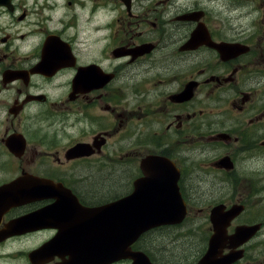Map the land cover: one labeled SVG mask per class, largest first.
<instances>
[{
  "label": "flooded vegetation",
  "instance_id": "1",
  "mask_svg": "<svg viewBox=\"0 0 264 264\" xmlns=\"http://www.w3.org/2000/svg\"><path fill=\"white\" fill-rule=\"evenodd\" d=\"M19 1L12 0L7 5L6 0H0V18L13 15ZM148 1L101 0L91 4V13L98 9L106 22L117 25L115 33L102 41L90 40L86 26L83 42L53 41L48 54L57 56L58 61L46 65L44 74H30L39 60L34 57L38 54V44L30 55L16 52L26 44L24 41L17 44L11 57L0 50V112L15 113L6 118L9 128L2 131L0 142L8 148L5 140L13 135L17 114L32 109L30 125L40 128L44 125L46 130L38 136L40 144L29 147L27 153L35 160L56 161L64 176V167L100 154L104 150L102 145L110 139L115 140V145L117 134L131 132L134 122L142 124L172 116L168 128L187 129L194 127L200 116L215 113L217 117L210 118L199 138L222 150L211 163L213 169L226 177L213 182L221 200L217 203L243 207L239 217L233 216L226 235L241 225L258 224L251 220L249 207L252 201L262 204L264 200L259 197L264 188L261 173L264 170V0ZM106 7H110L109 13ZM242 8L245 11L241 14ZM38 34L39 38L43 35ZM30 37L22 35L20 40ZM1 41L7 39L2 37ZM42 56L41 52L43 59ZM5 58L9 61L3 66ZM133 102L136 104L130 106ZM95 123L100 125L84 137L82 130ZM78 129L80 138L67 137L63 144L57 140L58 135L69 136ZM161 144L162 141L146 145L162 148ZM76 145L87 146L71 151ZM88 152L93 153L89 158L77 157ZM173 161L180 173V193L192 210L198 203L192 190L186 188L185 180L191 176L202 178L193 175L194 170L188 171L182 159ZM111 164L115 165L112 160ZM43 173L44 177L59 181L53 177L58 172L47 168ZM153 173L162 179L160 168L155 167ZM91 175V171L87 172L85 180ZM226 185L233 188L231 195L222 194L221 188ZM258 225L257 236H260L264 224ZM167 227L158 225V228ZM213 231L216 237L218 228ZM202 245L205 251L209 243L205 241ZM7 246L6 258L13 255L12 244ZM230 247L217 252L228 255L239 251L236 246ZM66 249L38 259H30V253L25 251L15 254L19 256L16 260L26 258L28 264H74L69 261ZM245 255L246 252L242 259ZM198 263V260L194 262Z\"/></svg>",
  "mask_w": 264,
  "mask_h": 264
},
{
  "label": "rangeland",
  "instance_id": "2",
  "mask_svg": "<svg viewBox=\"0 0 264 264\" xmlns=\"http://www.w3.org/2000/svg\"><path fill=\"white\" fill-rule=\"evenodd\" d=\"M68 1H72L74 5L69 7ZM80 1L62 0L59 9H52L58 0H20L18 2L19 7L16 8V12L13 15L0 18V50L3 49L4 55L13 56L16 46H19L17 45L19 44L18 38L22 33L40 30L44 32L47 17L50 16L53 19L58 17L55 16V11L59 12V17L65 22L67 30L64 24L59 25L56 22L52 25L50 31L61 33L63 38H69L73 43H80L81 39L86 37L84 32L86 26L88 31H90V40L98 39V41H102L103 38L108 39L115 33L117 25L112 24L113 21L106 22L104 17L100 16V10L97 9L91 13V4L94 5L101 2V0H82L81 4ZM109 9L110 7H106L107 13H109ZM244 11L245 9L242 8L239 13L242 14ZM27 13L26 17L21 18V20L18 19V17ZM2 37H5L7 41H1ZM38 43L39 40L29 46H19L16 52L19 55L31 53L37 48ZM8 61L9 59L5 58L4 65H7ZM133 104H136V102L131 103L130 106ZM4 117V113L0 112V124H7ZM211 117H217V114L200 116V118L196 119L195 126L187 129L185 126L177 129L174 126L168 128L167 123L174 119L172 116L157 118V121H147V123L142 124L134 122L131 132H119L117 134L115 145H113V139L106 141L102 145L104 150L99 155L89 158L85 162H77L73 166L64 167V170H62L66 174L64 173V176H60V178H64L69 182L74 179H84L82 182H75L74 184L75 191L81 196L82 200L92 204L108 203L118 197L130 194L133 179L139 173L137 168L140 166L141 160L145 158L143 156L148 153H155V150L149 148L146 144L158 143L159 141L165 142L163 145L164 148H167L161 149L160 153L170 154L176 159H182L184 161L183 166L188 171L192 169L194 170L193 175H198L202 178L200 180L194 179L192 176L190 177L191 179L185 178L186 188L192 190L193 198L198 203L195 207L201 208V210L192 212L187 220L175 227L158 228V230L148 232L147 235L141 238L138 249L150 253L157 261V264H167V262L169 264H194L205 249L201 243L203 238L200 234L205 237L211 233V224L209 223L211 212L207 211V205H210L212 201L201 200L208 197L214 199L216 196V198H219L213 188V182L216 178H226L218 169H213L211 166L213 160L222 150L212 147L205 140L199 138L200 133L207 128ZM119 122L120 118L118 117L116 118V123L119 125ZM98 125L100 124L95 123L91 127L84 128L82 130L83 136L87 137L86 135L96 130ZM0 130L2 133V128ZM67 137L68 139L80 138L79 129L69 136L60 137L58 135L57 140L61 144L64 139H66L64 142L67 141ZM6 152L5 147L0 142V184L9 178L7 171H12L16 175L21 166L25 172L27 170L30 171V168L34 172L41 163L40 159L33 162L28 161L29 153L25 154L23 157L24 162L21 163L20 159L18 161L16 157H11ZM111 160L115 165L111 164ZM64 164L66 165V163ZM44 165L60 173L58 164L54 161L49 160ZM132 167L133 170L131 171L130 168ZM90 171L92 172L91 178L85 180L87 172ZM261 173L264 175V170ZM194 185L198 186L194 187ZM221 190L222 194L231 195L233 188L226 185ZM92 193H95V195ZM259 197L264 199V188L261 189ZM249 210L252 211L251 220L263 225L264 200L262 204L252 201ZM192 211H195L194 205ZM28 212V207L22 208L23 214ZM21 217L19 216V218ZM32 237H42V235ZM25 240L28 241L29 237ZM28 246L29 244L26 242H19V244L12 245V251L27 250ZM243 247L246 250V255L239 264H264V232L260 236L252 238ZM12 254L13 256L8 255V258H6V255L5 258L0 256V260L3 261L0 264H19L20 261H22V264H28L26 258L15 262V258L19 256L15 255V253ZM122 264L127 263L122 262Z\"/></svg>",
  "mask_w": 264,
  "mask_h": 264
},
{
  "label": "water",
  "instance_id": "3",
  "mask_svg": "<svg viewBox=\"0 0 264 264\" xmlns=\"http://www.w3.org/2000/svg\"><path fill=\"white\" fill-rule=\"evenodd\" d=\"M144 173H146V172L144 171ZM173 176H174V174H172L171 177L169 178L170 180L168 181V183H169V187L170 188L167 189V191H170V193L172 195L176 193V191H175V181L173 179ZM52 191H50V192H52ZM155 195H156V193H154L152 195V203H153V205H151V206L145 205V207H138V205L135 204V203H133V200H131L130 201V204L132 205V216H137L138 213L141 210L151 209L153 207H154L155 210L158 209V211L156 212V214H159L160 212H163L164 211L163 208L165 206L167 208L168 207H171V208L174 207V204L172 202H170L169 200H167L166 198L163 201V205H162L163 207H160L161 206V203H159L157 201ZM47 197L48 196H46L45 190L44 189H40V187H39L38 190L34 189L33 192H28L27 195H26L25 200H23V203H29V201H38L40 199H45ZM49 197H51V196H49ZM14 205H16V203H10L8 205V207L9 206H14ZM89 211H90V209H89ZM89 211L86 212V216H88L90 214ZM41 212H42L41 216L38 215ZM41 212H39L38 214L32 216L31 220L34 223V225L36 227L38 226L41 217H42V220L48 221L50 224H53V222L55 221L53 212L51 210H48V209H43V210H41ZM230 212L233 213L234 211L231 210ZM154 214H155V212H149L147 214V217H146L147 218V222L144 224V227H145L144 229L145 230H146V228H148V226L150 225L151 222L158 223V222L161 221V219L158 218V216L157 217H154ZM163 218H165V217H163ZM28 220H29L28 221V225H24L23 228L29 226V222L31 221L30 220V216H29V219ZM53 226H55V225L53 224ZM53 226H51V227H53ZM18 227H22V225L21 224H18V226L17 227L15 226L14 228L18 229ZM79 227L81 229L85 228V226H83V223L80 224V225H77L76 226V230H79ZM37 228L41 229L40 227H37ZM30 230H33V229L32 228H30L28 230L27 229H24L21 232H23V231L29 232ZM78 241L81 242L80 240H78ZM126 241H127V237L124 238V241H121L120 242V245L123 247V249H126L127 248V245L125 244ZM82 244H84V243L82 242ZM213 244L210 243V245H209V247H210L211 250L215 249V247H213ZM91 246L93 247V250H91ZM91 246H88V252L90 251L89 253H91L92 256H96V253H101V251L104 250V249H100V242L98 244L91 245ZM78 247H79V245H77V247H74V249L72 251V261L74 263H76V264H78V263H85V264H87V263H90V262H92L94 260V258L89 253H87L86 250L85 251H82V250L78 249ZM109 249H111V250L112 249H115V246L112 245ZM106 252H108V249L106 250ZM118 257H119L118 255H113V256H111V260H109L108 259V256H105L104 257V255L101 254V259H102L103 264H108L107 262L113 261V259H117Z\"/></svg>",
  "mask_w": 264,
  "mask_h": 264
}]
</instances>
